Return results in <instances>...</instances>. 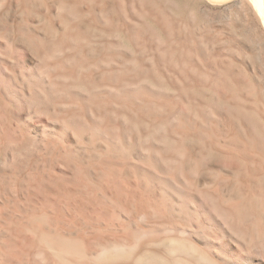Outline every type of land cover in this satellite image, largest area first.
<instances>
[{
	"label": "bare ground",
	"instance_id": "1",
	"mask_svg": "<svg viewBox=\"0 0 264 264\" xmlns=\"http://www.w3.org/2000/svg\"><path fill=\"white\" fill-rule=\"evenodd\" d=\"M0 264H264V0H0Z\"/></svg>",
	"mask_w": 264,
	"mask_h": 264
},
{
	"label": "rangeland",
	"instance_id": "2",
	"mask_svg": "<svg viewBox=\"0 0 264 264\" xmlns=\"http://www.w3.org/2000/svg\"><path fill=\"white\" fill-rule=\"evenodd\" d=\"M150 26L152 27V24H150ZM232 86H233V85H232ZM232 86H231V84H229V85L226 87V89H227V91L229 92L230 95H233V96L235 95V96H236V95L238 94V91H237V89H235L234 86H233V87H232Z\"/></svg>",
	"mask_w": 264,
	"mask_h": 264
}]
</instances>
